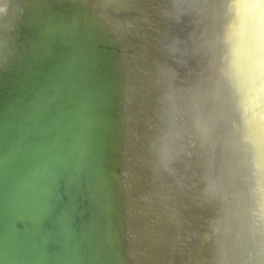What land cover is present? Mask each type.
I'll use <instances>...</instances> for the list:
<instances>
[{
	"label": "water",
	"instance_id": "95a60500",
	"mask_svg": "<svg viewBox=\"0 0 264 264\" xmlns=\"http://www.w3.org/2000/svg\"><path fill=\"white\" fill-rule=\"evenodd\" d=\"M220 178L264 212V34L232 0H0V264H216Z\"/></svg>",
	"mask_w": 264,
	"mask_h": 264
},
{
	"label": "clouds",
	"instance_id": "9594fccd",
	"mask_svg": "<svg viewBox=\"0 0 264 264\" xmlns=\"http://www.w3.org/2000/svg\"><path fill=\"white\" fill-rule=\"evenodd\" d=\"M203 0H174L175 10L183 14L199 11ZM246 11L237 14V6ZM232 15L237 24H243L249 32L264 34V0H232ZM166 102L173 109L189 103L185 94L169 91ZM217 101L215 90L204 94L203 103L210 105ZM203 111V109H201ZM197 131H200L198 121ZM154 164L161 173H170L174 159L175 143L171 137L161 138L153 143ZM215 200L218 221L213 226L216 264H264V212L257 213L245 208L237 200L226 179L210 183L207 190Z\"/></svg>",
	"mask_w": 264,
	"mask_h": 264
}]
</instances>
